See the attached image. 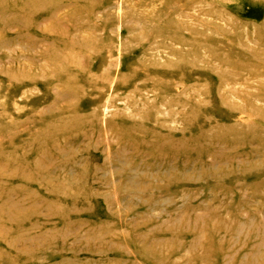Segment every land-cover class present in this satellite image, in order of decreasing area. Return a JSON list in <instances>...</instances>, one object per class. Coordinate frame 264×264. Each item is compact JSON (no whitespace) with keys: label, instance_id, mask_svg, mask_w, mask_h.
Instances as JSON below:
<instances>
[{"label":"rangeland","instance_id":"374dc122","mask_svg":"<svg viewBox=\"0 0 264 264\" xmlns=\"http://www.w3.org/2000/svg\"><path fill=\"white\" fill-rule=\"evenodd\" d=\"M0 264H264V0H0Z\"/></svg>","mask_w":264,"mask_h":264}]
</instances>
